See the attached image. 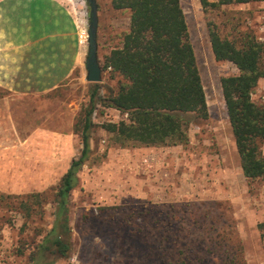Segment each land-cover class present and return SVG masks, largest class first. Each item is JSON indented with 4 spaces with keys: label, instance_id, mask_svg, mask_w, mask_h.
I'll list each match as a JSON object with an SVG mask.
<instances>
[{
    "label": "rangeland",
    "instance_id": "rangeland-1",
    "mask_svg": "<svg viewBox=\"0 0 264 264\" xmlns=\"http://www.w3.org/2000/svg\"><path fill=\"white\" fill-rule=\"evenodd\" d=\"M66 1L88 28L87 0ZM96 2L102 66L108 48L128 31L130 12L113 9L110 0ZM180 3L208 117L188 127L184 144L122 146L101 124L127 114L99 103L91 150L67 204L70 251L52 264H264V178L243 175L220 84L238 70L214 58L207 30L211 21L223 37L239 40L250 32L264 44V1L207 10L199 0ZM262 59L264 66V54ZM85 75L77 71L48 93L0 87V264H33L55 220L65 168L82 147L75 123L90 92L94 85L101 93L116 92L124 81L109 70L100 82H88ZM251 97L264 104V77ZM67 115H73L72 124Z\"/></svg>",
    "mask_w": 264,
    "mask_h": 264
},
{
    "label": "trees",
    "instance_id": "trees-1",
    "mask_svg": "<svg viewBox=\"0 0 264 264\" xmlns=\"http://www.w3.org/2000/svg\"><path fill=\"white\" fill-rule=\"evenodd\" d=\"M264 0H199L202 8ZM112 8L128 9L129 29L121 45L105 55L102 70L117 73L124 81L118 89L94 85L81 120L75 123L81 150L62 176L56 194L53 225L32 256L33 264H52L70 251L67 204L78 182V171L90 153L92 115L101 105L127 114L118 122L101 124L120 145H177L188 141V127L208 117L206 96L196 55L180 0H110ZM209 42L217 61L233 63L238 72L220 79L226 114L243 175L264 178V104L251 94L264 77V44L252 33L239 40L223 37L215 23H207ZM23 207L29 210L24 203ZM51 256V257H49Z\"/></svg>",
    "mask_w": 264,
    "mask_h": 264
},
{
    "label": "crops",
    "instance_id": "crops-1",
    "mask_svg": "<svg viewBox=\"0 0 264 264\" xmlns=\"http://www.w3.org/2000/svg\"><path fill=\"white\" fill-rule=\"evenodd\" d=\"M67 4L66 0H0L1 88L17 94L48 93L75 72L85 71L86 45ZM120 45L110 46L105 54ZM12 115L16 117L14 111ZM67 119L73 123V115ZM64 147L69 154L73 143Z\"/></svg>",
    "mask_w": 264,
    "mask_h": 264
},
{
    "label": "water",
    "instance_id": "water-1",
    "mask_svg": "<svg viewBox=\"0 0 264 264\" xmlns=\"http://www.w3.org/2000/svg\"><path fill=\"white\" fill-rule=\"evenodd\" d=\"M89 4V24L87 28L88 52L85 59V79L88 82H100L102 80V67L98 59V42H97V2L96 0H87Z\"/></svg>",
    "mask_w": 264,
    "mask_h": 264
},
{
    "label": "built area",
    "instance_id": "built-area-1",
    "mask_svg": "<svg viewBox=\"0 0 264 264\" xmlns=\"http://www.w3.org/2000/svg\"><path fill=\"white\" fill-rule=\"evenodd\" d=\"M78 24H79V33L78 37L81 41L87 42V27L84 23V20L81 18H77ZM111 67H108L107 70H110Z\"/></svg>",
    "mask_w": 264,
    "mask_h": 264
}]
</instances>
